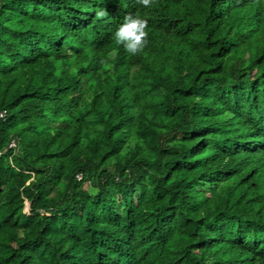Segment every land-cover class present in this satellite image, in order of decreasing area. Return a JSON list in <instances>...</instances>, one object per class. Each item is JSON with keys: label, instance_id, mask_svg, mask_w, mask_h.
Returning a JSON list of instances; mask_svg holds the SVG:
<instances>
[{"label": "trees", "instance_id": "1", "mask_svg": "<svg viewBox=\"0 0 264 264\" xmlns=\"http://www.w3.org/2000/svg\"><path fill=\"white\" fill-rule=\"evenodd\" d=\"M0 152V264H264V0H0Z\"/></svg>", "mask_w": 264, "mask_h": 264}, {"label": "clouds", "instance_id": "2", "mask_svg": "<svg viewBox=\"0 0 264 264\" xmlns=\"http://www.w3.org/2000/svg\"><path fill=\"white\" fill-rule=\"evenodd\" d=\"M154 0H137V3L149 7ZM109 15L105 8L95 11V18L102 20ZM148 22L139 13L128 14L123 18L113 33L112 39L117 46H122L132 56L142 53L148 43Z\"/></svg>", "mask_w": 264, "mask_h": 264}, {"label": "built area", "instance_id": "3", "mask_svg": "<svg viewBox=\"0 0 264 264\" xmlns=\"http://www.w3.org/2000/svg\"><path fill=\"white\" fill-rule=\"evenodd\" d=\"M5 113L3 112L1 115L3 116ZM16 145V143H15V141H13L12 143H11V146H15ZM0 154H1V152H0ZM79 178H81V176H79Z\"/></svg>", "mask_w": 264, "mask_h": 264}]
</instances>
